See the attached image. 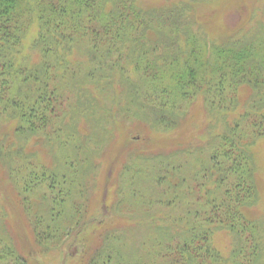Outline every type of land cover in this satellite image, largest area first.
<instances>
[{
    "label": "trees",
    "instance_id": "16d2710c",
    "mask_svg": "<svg viewBox=\"0 0 264 264\" xmlns=\"http://www.w3.org/2000/svg\"><path fill=\"white\" fill-rule=\"evenodd\" d=\"M189 1L143 9L136 0H0V121L13 122L15 138L11 143L0 128V161L21 195L40 253L71 236V243L86 246L79 264H224L211 240L224 231L232 239L228 261L261 264L264 228L246 212L259 198L264 20L208 45L194 29L198 14L191 1L211 0ZM32 28L35 36L23 53ZM115 86L122 94L109 96ZM108 100L125 122L136 120L147 133L176 129L197 101L213 120L198 148L184 143L189 146L146 154L150 134L135 146L138 154L130 153L122 166L121 194L109 211L119 215L131 199L143 212L130 209L119 230L86 209L87 169L94 167L89 145L112 116L114 107L103 105ZM94 115L96 124H88ZM80 116L91 136L82 137ZM104 126L105 133L111 130ZM38 147L52 157L60 152L59 158L40 163ZM125 190L129 197L123 198ZM89 227L98 245L88 244ZM0 264H31L2 230Z\"/></svg>",
    "mask_w": 264,
    "mask_h": 264
},
{
    "label": "rangeland",
    "instance_id": "374dc122",
    "mask_svg": "<svg viewBox=\"0 0 264 264\" xmlns=\"http://www.w3.org/2000/svg\"><path fill=\"white\" fill-rule=\"evenodd\" d=\"M179 1H186L190 3L189 0H136L138 5L143 9L151 8H161L166 2L168 4L178 3ZM193 8L198 14L196 19V26L194 29L208 42V45L212 43H217L219 41L226 40L234 35V32L243 34L245 32H250L256 28L257 23L264 20V0H211L210 2L204 3H194L192 2ZM35 31L32 28L30 33L24 38V51L26 53L29 51V45L32 43V38L35 36ZM78 51L74 50L71 57L77 58ZM111 91L109 96H120L122 90L115 86ZM89 92L94 93V90L90 87ZM87 89V88H86ZM115 90L117 92H115ZM85 92L87 95H85ZM88 92L84 89L81 93L82 100L85 105L88 106L89 96ZM248 95L247 90L240 94L241 103L244 102L245 97ZM74 99V98H72ZM113 108L112 116L108 117L107 121H104L105 128L111 129L106 131L101 123V131L105 135L103 143L101 142V131L98 132V136L92 138L93 142L89 145L91 148L90 161L92 166L87 169L88 176L86 178L87 186V216H97L102 218L104 224H112L115 230H119L125 225L123 218L129 216L128 211L133 209V201L128 199L125 205L127 210H124L119 215H112L109 209L116 201H118L121 192H118V185L120 182V172L125 161L129 159L128 155L130 153H137V145L141 148L143 141L148 140L147 134H150L149 141L151 145V150L148 149L144 153H159L166 150H171L172 148H177L176 146L182 144L187 146L191 144L192 148H198L203 146L209 136L207 131L208 125L213 121L210 114L206 112L205 108L201 102L197 101L189 109V112L180 121V125L170 132H162L157 129L156 132L149 133L144 132V127L136 120L134 121H124L117 113V106L113 103L103 101V105ZM89 123L91 121L92 125H95L96 120L95 115L93 118L88 117ZM86 120V117L80 116V122ZM87 121V120H86ZM76 122H74L75 124ZM85 122L80 123V131L82 137L86 135L91 136L92 130L89 127H85ZM131 126V127H130ZM6 131L10 137L11 143L15 141L13 135V122H7L6 120L0 121V128ZM133 127V128H132ZM98 129V128H97ZM97 129H94L96 131ZM132 129H135L134 131ZM138 130L140 132H138ZM130 131V133H128ZM159 131V132H158ZM2 132V131H1ZM138 133V134H137ZM140 135V141L135 144V138ZM2 136H0V142L2 141ZM149 138V139H150ZM85 140V139H84ZM8 141V142H10ZM98 143V144H97ZM188 143V144H184ZM189 146V145H188ZM98 147V148H97ZM31 143L28 145V150L32 151ZM37 160L41 163H46L53 165V158H59L60 152L55 153L53 157L46 152L43 148H35ZM105 149V150H104ZM256 156V182L259 191L258 201L255 206L248 208L246 215L251 219H256L262 222L264 228V143H260L255 148ZM167 153V152H165ZM127 157V158H126ZM196 157V156H195ZM197 164V163H196ZM196 168V167H195ZM189 169V167H188ZM139 187V186H138ZM129 190V188H128ZM123 192L126 197H129L128 193ZM32 199V198H31ZM30 199V200H31ZM21 195L14 189L13 185L10 183L9 178L6 174V169L0 161V216H4L1 219L5 223L4 227L0 230L5 231L6 235L9 237L11 242H13L20 252L21 255L28 259L31 264H79L76 262L82 253V250L86 247L84 244L78 241L77 244L71 243V236L66 237L61 243L53 249H50L47 253H40L32 239V234L27 224L26 214L20 204ZM35 206V202L33 203ZM33 206V207H34ZM36 209V207H34ZM38 210V209H36ZM46 207H44V211ZM143 209L135 208L133 213L137 215H142ZM130 212V211H129ZM93 227H89L85 235L90 233ZM72 235V234H71ZM90 235L86 236V239ZM213 247L224 256L227 262L224 264H233L229 259L230 249H231V237L228 233L224 231L216 232L212 235ZM88 244L91 246L98 245L99 239L89 238ZM262 248L260 250L261 264H264V242H262Z\"/></svg>",
    "mask_w": 264,
    "mask_h": 264
}]
</instances>
